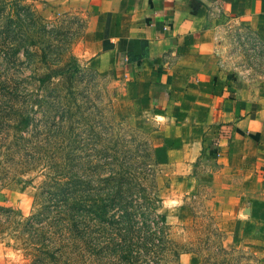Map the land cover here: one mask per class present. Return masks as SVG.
Segmentation results:
<instances>
[{"label":"rangeland","instance_id":"rangeland-1","mask_svg":"<svg viewBox=\"0 0 264 264\" xmlns=\"http://www.w3.org/2000/svg\"><path fill=\"white\" fill-rule=\"evenodd\" d=\"M90 17L78 0H0V264H179L184 254L256 264L253 249L226 245L214 201L170 198L174 172L156 156L142 105L88 65ZM218 53L230 75L263 80L253 31L226 26ZM119 181L128 210L118 200L101 214L76 208L72 224L63 198L88 205Z\"/></svg>","mask_w":264,"mask_h":264},{"label":"crops","instance_id":"crops-1","mask_svg":"<svg viewBox=\"0 0 264 264\" xmlns=\"http://www.w3.org/2000/svg\"><path fill=\"white\" fill-rule=\"evenodd\" d=\"M78 5L91 11L88 65L115 74L142 105L156 156L174 172L170 198L214 201L226 245L253 249L264 264V78H235L218 53L232 23L264 41V0ZM179 264L203 261L184 254Z\"/></svg>","mask_w":264,"mask_h":264},{"label":"trees","instance_id":"trees-1","mask_svg":"<svg viewBox=\"0 0 264 264\" xmlns=\"http://www.w3.org/2000/svg\"><path fill=\"white\" fill-rule=\"evenodd\" d=\"M117 187L116 189H112L110 192L108 193H104V194H96L94 193V195H97L98 197L97 198H94L93 200H90L89 199V203L88 205H86L87 203H85L86 200L84 199H75L74 201V204L69 201V197L66 196V198H63L62 200V204H64V208L66 210H69V214L71 216V220H72V224L74 225L75 222L72 218L73 216V212L76 208L78 209H82V208H86L88 207V210L87 211H93V212H100L101 213H104V212H107L109 210L108 206L109 204H112L114 202H116V200L118 201H121V199L123 198V195H122V191H121V188H123V186H121L122 182H117ZM77 186V181L73 182L71 187H69L70 189L71 188H75ZM119 187V188H118ZM61 191H64L63 189H61ZM120 206L126 210L129 209V205L128 204H123V200L119 203ZM125 216L127 217L126 219H124L122 221V223L124 222L125 225H127L128 227H130V229L133 227V220H132V215L129 211H125ZM161 220L163 222H165L166 220V216L165 215H161ZM158 224V223H157ZM121 240H123V242L125 243L126 247H124L123 249V252L126 251V250H129V253L130 254V243L131 242V238H129L127 236V234H122L121 237H120ZM148 236H145V241H148ZM131 264V263H130Z\"/></svg>","mask_w":264,"mask_h":264}]
</instances>
